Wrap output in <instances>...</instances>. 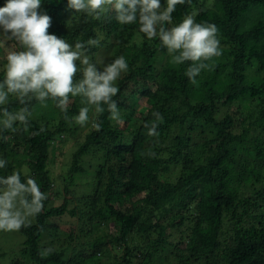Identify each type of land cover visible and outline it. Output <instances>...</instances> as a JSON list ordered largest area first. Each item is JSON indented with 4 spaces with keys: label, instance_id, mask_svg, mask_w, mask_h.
I'll return each mask as SVG.
<instances>
[{
    "label": "trees",
    "instance_id": "trees-1",
    "mask_svg": "<svg viewBox=\"0 0 264 264\" xmlns=\"http://www.w3.org/2000/svg\"><path fill=\"white\" fill-rule=\"evenodd\" d=\"M5 3L0 0V7ZM40 11L51 17L49 34L73 48L98 40L87 49L98 68L96 56L106 47L113 60L124 56L129 69L113 98L122 123L106 111L98 117L99 131L91 123L82 131L71 117L84 105L70 97L67 120L55 101H46L54 127L32 116L28 131L0 128V159L7 161L0 176L19 171L22 182L34 178L47 196L31 226L19 230L25 241L12 264H154L168 251L176 254L169 264H264V0L176 6L173 25L196 13L197 23L217 26L225 49L224 62L214 58L196 83L184 74L190 62L172 64L158 39L148 40L138 24H118L114 11L97 20L68 8L67 0H41ZM1 49L0 82L6 63ZM4 107L16 111L20 105L10 96ZM40 107L35 100L30 105L33 114ZM153 111L163 116L158 137L144 127ZM69 137L76 143L71 163L53 177L56 143ZM83 176H90L83 181L85 195L76 198L83 190L76 180ZM100 229L104 237L95 236ZM62 232L75 246L52 248L41 258L38 253L50 248L43 244L46 235Z\"/></svg>",
    "mask_w": 264,
    "mask_h": 264
},
{
    "label": "clouds",
    "instance_id": "clouds-1",
    "mask_svg": "<svg viewBox=\"0 0 264 264\" xmlns=\"http://www.w3.org/2000/svg\"><path fill=\"white\" fill-rule=\"evenodd\" d=\"M184 3L185 0H166V7H162L161 0H67L68 8L93 19L114 11L118 24H138L139 32L148 40L158 39L166 48L172 64L190 62L184 74L190 82L196 83V77L203 70L213 67L211 62L222 55V49L217 26L197 23L196 13L186 15L173 25L172 13L177 5ZM40 7L41 0H6L0 7L3 30L0 48L4 49L6 61L0 82V105H6L10 96L20 105L16 111L0 108V128L16 131L14 125H19L28 131L33 100L44 107L47 100L55 101L67 120L70 97H80L84 105L71 117V122L84 127L91 120V127L99 131L98 117L107 111L111 121L122 123L113 98L119 92L116 82L129 69L125 57L121 55L98 68L87 55L88 47L97 45L98 40L89 38L86 44L78 41L73 48L65 39L49 34L51 17L41 12ZM166 24L171 26L165 27ZM152 116L153 120L144 127L148 136L158 137L157 128L163 116L159 111H153ZM146 154L156 155L152 151ZM6 165L7 161L0 159V169ZM46 199L34 178L29 176L22 182L19 171L0 176V231L18 232L22 227L31 226L42 212ZM52 251L46 248L38 254L45 258Z\"/></svg>",
    "mask_w": 264,
    "mask_h": 264
},
{
    "label": "rangeland",
    "instance_id": "rangeland-1",
    "mask_svg": "<svg viewBox=\"0 0 264 264\" xmlns=\"http://www.w3.org/2000/svg\"><path fill=\"white\" fill-rule=\"evenodd\" d=\"M1 50L4 53V50L3 49H1ZM224 52H225V49H222V55L218 58H215L216 62H224V56H223ZM96 60H97V65L99 66V68H102L105 64L112 62L113 61L112 49H111V51H109V50H107L106 47L102 48L101 51L97 54ZM116 83H118V81ZM128 97L130 98L129 100H131L130 105H133V107H135L137 104H135L133 99H131L132 95L129 94ZM46 104H47V107H44L40 104L41 107L38 108V110L35 112V114H33V117L36 119H39L42 122L46 120L45 122H48L49 125L51 124V126L54 127V125L56 124V121L53 120V118H52L53 115L51 116V106L48 102H46ZM142 106H143V104H142ZM90 123H91V120L87 125H85L84 127H81L82 128L81 130L82 131H88V129L90 127ZM196 138H197V134L194 133L193 134L194 142L197 140ZM81 140H83L82 137H80V141ZM75 145H76L75 138H73V137H69L68 139L57 141L56 146H55V155L54 156L52 155V161L50 164V170L52 172L53 177H56L60 174L66 173L67 166L71 163V156L76 149ZM89 178H90V176H88V177L83 176L80 179L76 180L77 183L82 184V187H83V190H80L79 185H78L79 190H77V192L75 194L76 198H79L82 195H85L84 193H85V190L87 187L83 186V181L86 182L87 180H89ZM80 180L82 182H80ZM65 185H67L66 182H65ZM88 190H89V188H88ZM58 202L60 203L61 201H58ZM33 221H32V223H33ZM63 221L65 224L69 225L68 223L65 222V219ZM66 221L71 222L70 219H66ZM64 223H62V225H64ZM105 234H106V232L103 229H100V231L95 233V236H103L104 237ZM59 235H60V237H57L59 240H57V238L55 236L46 235L44 242H43L44 246L50 247L53 249H61V248L65 247V248H68L69 250H71L75 246L76 242L70 241V238L68 237L67 234L62 232V233H59ZM214 236H215V234L212 233L211 238H213ZM24 241H25V237L20 231H18V232L0 231V253L4 254L3 258L0 260L1 264H12L11 259H14L17 261V259H16V258H18L17 255H19V252L22 249V244L24 243ZM69 243L72 244L70 247L68 246ZM163 255H165L168 258L164 259L165 260L164 262H160L159 261L160 259H159L154 264H169V262L172 263L175 261L176 254L173 251H168L162 255L160 254L159 257L161 258ZM14 263H15V261L13 262V264ZM19 264H22V262L20 261Z\"/></svg>",
    "mask_w": 264,
    "mask_h": 264
}]
</instances>
